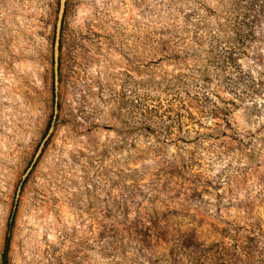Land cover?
Listing matches in <instances>:
<instances>
[{"label":"rangeland","instance_id":"obj_1","mask_svg":"<svg viewBox=\"0 0 264 264\" xmlns=\"http://www.w3.org/2000/svg\"><path fill=\"white\" fill-rule=\"evenodd\" d=\"M0 0V264H264V0Z\"/></svg>","mask_w":264,"mask_h":264},{"label":"water","instance_id":"obj_2","mask_svg":"<svg viewBox=\"0 0 264 264\" xmlns=\"http://www.w3.org/2000/svg\"><path fill=\"white\" fill-rule=\"evenodd\" d=\"M68 0H59V8L57 12V18H56V24H55V38H54V44H53V72H54V88H55V103H54V113L51 121V125L49 130L47 131L46 135L42 139L40 145L37 148V151L29 165V167L26 169L22 180L20 181L17 193H16V199H15V205L12 212V219L13 215L15 214L17 204L19 202V197L21 195V191L24 185V181L27 179L31 171L34 169L36 164L38 163L44 148L47 144L48 139L50 138L52 131L54 129L55 123L57 121V115L59 112V102H58V89H59V83H60V61H61V37H62V30L65 20V14L67 9Z\"/></svg>","mask_w":264,"mask_h":264},{"label":"trees","instance_id":"obj_3","mask_svg":"<svg viewBox=\"0 0 264 264\" xmlns=\"http://www.w3.org/2000/svg\"><path fill=\"white\" fill-rule=\"evenodd\" d=\"M10 235H11V226L9 227L7 237L5 240V246H4V251L2 253V264H9V252H10Z\"/></svg>","mask_w":264,"mask_h":264}]
</instances>
